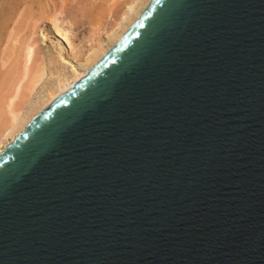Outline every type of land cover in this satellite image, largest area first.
I'll return each instance as SVG.
<instances>
[{
	"label": "water",
	"instance_id": "obj_1",
	"mask_svg": "<svg viewBox=\"0 0 264 264\" xmlns=\"http://www.w3.org/2000/svg\"><path fill=\"white\" fill-rule=\"evenodd\" d=\"M0 264H264V0H151L35 115Z\"/></svg>",
	"mask_w": 264,
	"mask_h": 264
},
{
	"label": "bare ground",
	"instance_id": "obj_2",
	"mask_svg": "<svg viewBox=\"0 0 264 264\" xmlns=\"http://www.w3.org/2000/svg\"><path fill=\"white\" fill-rule=\"evenodd\" d=\"M150 1L125 2L117 18H111L107 27L95 31L87 48L75 46L71 25L56 16L51 23L55 32L53 43L57 46L53 55L43 53L41 43L50 34L42 25L33 22L24 38L17 37L18 34L11 39L9 49L13 48L14 55L10 54L9 58L13 62L1 63L6 69L2 68L4 78L0 84V154L35 115L86 75L140 17Z\"/></svg>",
	"mask_w": 264,
	"mask_h": 264
},
{
	"label": "rangeland",
	"instance_id": "obj_3",
	"mask_svg": "<svg viewBox=\"0 0 264 264\" xmlns=\"http://www.w3.org/2000/svg\"><path fill=\"white\" fill-rule=\"evenodd\" d=\"M128 1L0 0V84L4 78L1 72L4 68L6 69L1 63L7 61L11 64L13 62L14 53L12 55V51L14 50L10 48L12 49L10 52L9 49L11 46L9 44H12L11 39L18 34L17 37L22 39L27 34L29 26L33 25V22L45 27L50 34V38L46 39L43 44L41 43L44 55H53L57 50V46L55 47V43H53L55 42V32L51 27L52 17L54 16L64 19L65 22L71 25L75 46L87 48L89 46L88 41L92 39L95 31L104 27V25L107 27L112 20L111 18L115 16L117 18L125 6L124 4ZM18 13L20 14L18 15ZM9 55L12 57L9 58ZM6 65L9 67V64Z\"/></svg>",
	"mask_w": 264,
	"mask_h": 264
}]
</instances>
